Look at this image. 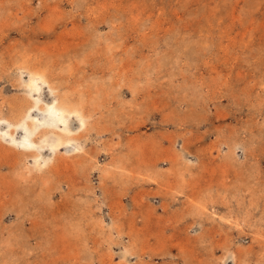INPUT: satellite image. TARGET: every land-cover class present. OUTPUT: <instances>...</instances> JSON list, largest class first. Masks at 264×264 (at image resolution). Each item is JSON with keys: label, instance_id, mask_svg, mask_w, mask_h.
Wrapping results in <instances>:
<instances>
[{"label": "rangeland", "instance_id": "1", "mask_svg": "<svg viewBox=\"0 0 264 264\" xmlns=\"http://www.w3.org/2000/svg\"><path fill=\"white\" fill-rule=\"evenodd\" d=\"M0 264H264V0H0Z\"/></svg>", "mask_w": 264, "mask_h": 264}, {"label": "bare ground", "instance_id": "2", "mask_svg": "<svg viewBox=\"0 0 264 264\" xmlns=\"http://www.w3.org/2000/svg\"><path fill=\"white\" fill-rule=\"evenodd\" d=\"M36 70V69H35ZM42 72V71H41ZM32 74V77H36V79H35V85H29L28 84V86L26 87V91L28 92V94H29V97L31 98V101H32V103L34 104L33 105V108L30 110V114H32V113H34L35 111H38L39 110V107L41 106V103L39 102V100L38 99H36L35 97L37 96V95H39V89H38V87H37V85H38V83H37V80L38 79H40L41 80V83H45L44 81H43V77H42V75H40L39 73H37V71L35 72V73H31ZM27 92H25V93H27ZM50 92L53 94V92H52V90L50 89ZM54 95H55V93H54ZM32 105V104H31ZM56 106V105H55ZM59 110H62L63 112H65V114H73V112H74V110H71V109H69V107H68V105L66 104V103H63V104H58L57 103V106L56 107H54V109H53V111L52 110H47V111H45L44 110V112H43V114H57L58 113V111ZM76 110V109H75ZM40 112V111H39ZM78 112V111H77ZM57 116V115H56ZM58 117V116H57ZM56 117V118H57ZM31 118V115L29 116V119ZM65 118V117H64ZM21 121V120H20ZM3 122V121H2ZM28 122V121H27ZM26 122V123H27ZM31 123V122H30ZM33 123V122H32ZM66 123V122H65ZM25 124V123H24ZM28 124V123H27ZM28 127H29V125H28ZM32 127V126H31ZM36 128V127H35ZM45 128V127H44ZM84 128V123L83 122H80V125H79V128L75 131V132H73L72 133V135H76V136H79L80 135V133H78V132H81V130ZM39 129L40 128H36L35 130L36 131H39ZM32 130V129H31ZM52 130V129H51ZM8 131V130H7ZM6 131V132H7ZM15 131V130H14ZM41 131V130H40ZM45 131V130H44ZM55 131V130H54ZM56 131H58V130H56ZM49 132H50V129H49ZM67 132V131H66ZM31 133V132H30ZM59 133V132H58ZM35 134V133H34ZM47 134H48V132H47ZM60 134V133H59ZM63 134V133H62ZM38 135V134H37ZM65 137H66V135H65ZM66 142V141H65ZM65 142H64V144H65ZM67 143V142H66ZM68 143H70V142H68ZM73 143V142H72ZM61 145H62V143H61ZM32 147V146H31ZM70 150H72V149H70ZM30 151V150H29ZM51 151V150H50ZM53 151V150H52ZM31 152V151H30ZM54 152V151H53ZM52 152V153H53ZM67 152H68V150H67ZM36 153V152H35ZM56 155V154H55ZM36 156V155H35ZM38 158V157H37ZM40 159V158H39ZM44 164V163H43Z\"/></svg>", "mask_w": 264, "mask_h": 264}]
</instances>
